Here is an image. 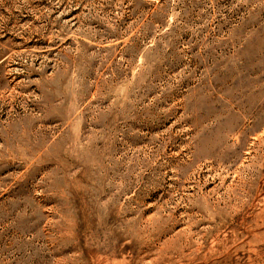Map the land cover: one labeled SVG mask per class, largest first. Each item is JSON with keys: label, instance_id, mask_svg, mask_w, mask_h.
Masks as SVG:
<instances>
[{"label": "rangeland", "instance_id": "obj_1", "mask_svg": "<svg viewBox=\"0 0 264 264\" xmlns=\"http://www.w3.org/2000/svg\"><path fill=\"white\" fill-rule=\"evenodd\" d=\"M0 264H264V0H0Z\"/></svg>", "mask_w": 264, "mask_h": 264}]
</instances>
